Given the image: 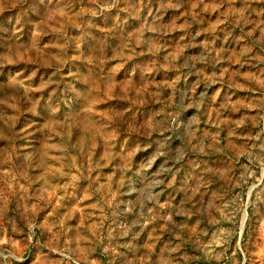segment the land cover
Masks as SVG:
<instances>
[{
	"label": "rangeland",
	"instance_id": "rangeland-1",
	"mask_svg": "<svg viewBox=\"0 0 264 264\" xmlns=\"http://www.w3.org/2000/svg\"><path fill=\"white\" fill-rule=\"evenodd\" d=\"M0 264H264V0H0Z\"/></svg>",
	"mask_w": 264,
	"mask_h": 264
}]
</instances>
